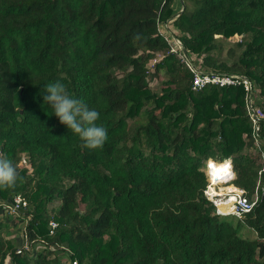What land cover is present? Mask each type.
Returning a JSON list of instances; mask_svg holds the SVG:
<instances>
[{"label": "trees", "instance_id": "1", "mask_svg": "<svg viewBox=\"0 0 264 264\" xmlns=\"http://www.w3.org/2000/svg\"><path fill=\"white\" fill-rule=\"evenodd\" d=\"M174 38L201 70L247 77L264 110V0H0V152L19 176L0 201L22 195L25 241L44 245L19 252L0 221V264H64L59 253L71 264H264V170L246 91H193ZM57 80L100 113L102 149L82 148L44 104ZM212 158L232 159L249 199L257 191L242 218L206 198ZM242 224L256 239L240 237Z\"/></svg>", "mask_w": 264, "mask_h": 264}, {"label": "built area", "instance_id": "2", "mask_svg": "<svg viewBox=\"0 0 264 264\" xmlns=\"http://www.w3.org/2000/svg\"><path fill=\"white\" fill-rule=\"evenodd\" d=\"M167 23L164 25L166 26ZM174 44L177 47H172L171 52L178 53L180 56H184L180 47V42L174 38ZM186 58V57H184ZM189 62V67L193 72L192 90L197 92L203 90L208 86L227 87V86H243L246 91V109L248 112V118L252 127V138L254 150L261 166V172L264 170V137L261 135V124L264 122V110L256 104L254 97L253 83L244 76L235 74H221L214 72H206L196 67L190 59L186 58ZM230 163V169L222 171L223 174L217 175L211 168V164H215L217 167H221L223 164ZM204 172L207 177V188L205 190L206 198L216 207L218 214L221 216H233L236 218H242L244 215L250 213L259 200L257 191L255 195L249 199L247 192L234 185L236 179V172L232 159L220 162L217 158L208 159L205 162ZM260 172V173H261ZM260 185V181L258 186ZM258 190V187H257ZM224 206V211L221 210V205ZM28 206L27 200L22 195H17L10 203L0 202V208L8 213L20 215L23 210ZM50 235H53L54 231L58 227L55 221H50ZM25 237V236H24ZM21 250H28V245H22ZM77 264V262H73Z\"/></svg>", "mask_w": 264, "mask_h": 264}, {"label": "clouds", "instance_id": "3", "mask_svg": "<svg viewBox=\"0 0 264 264\" xmlns=\"http://www.w3.org/2000/svg\"><path fill=\"white\" fill-rule=\"evenodd\" d=\"M44 104L50 105L61 125L66 126L82 141L81 147L102 149L108 140V130L97 122L100 113L79 98L71 95L59 80L48 83L43 89ZM19 180L17 166L0 152V190L14 189Z\"/></svg>", "mask_w": 264, "mask_h": 264}, {"label": "rangeland", "instance_id": "4", "mask_svg": "<svg viewBox=\"0 0 264 264\" xmlns=\"http://www.w3.org/2000/svg\"><path fill=\"white\" fill-rule=\"evenodd\" d=\"M160 32L163 33L164 36L169 38L172 35L171 33H173V30L170 27V23H167L166 26H161ZM234 38H236V41L240 40L239 36H235ZM236 41L233 40V42H236ZM154 63H151L150 66L153 67L152 64H154ZM161 81L162 80H160V79L159 80L151 79V87L153 88L154 91H156V92L161 91V89L163 87ZM23 162H24V158H23ZM23 165H24V163H23ZM0 202H2V201H0ZM57 206L58 205H56V204H52V205H50L49 208L57 207ZM15 216H16V218H15ZM5 217H6V219H5ZM13 217L15 218V221L13 223H9L13 220ZM228 218L232 219L231 220L232 224L237 223L238 218L237 219L232 218V217H228ZM29 219H30V216H28V215L24 216V211L20 215L17 216L15 214L8 213L7 211L5 212V211H3L2 208H0V221H1V223L3 222L7 226L5 229H3L2 233L4 234V236H6V238H8L11 242H13L16 247L22 248V245L23 244L25 245V243H26V241H25L26 239H25L24 235H25L26 225H27V222L29 221ZM242 225L243 226L239 229L240 237H242L244 239H248V240L256 239V237H257L256 234L250 228L246 227L244 224H242ZM43 247H44L43 243H37L36 246H34V247H31L30 245H28V250H24V251L28 252L30 254V256H36L39 249H41ZM59 256L62 259V262L64 264H71V262L68 259V256L66 254L59 253Z\"/></svg>", "mask_w": 264, "mask_h": 264}, {"label": "bare ground", "instance_id": "5", "mask_svg": "<svg viewBox=\"0 0 264 264\" xmlns=\"http://www.w3.org/2000/svg\"><path fill=\"white\" fill-rule=\"evenodd\" d=\"M230 163L227 162V164H223L221 167H217L215 164H211V168L213 169L214 172H216L217 175L223 174V170L226 171V169H230ZM228 206L227 204H222L221 205V210L224 211L225 209L223 207ZM227 208V207H226Z\"/></svg>", "mask_w": 264, "mask_h": 264}, {"label": "water", "instance_id": "6", "mask_svg": "<svg viewBox=\"0 0 264 264\" xmlns=\"http://www.w3.org/2000/svg\"><path fill=\"white\" fill-rule=\"evenodd\" d=\"M183 9H184V7H183ZM233 40L236 41V38H233ZM180 47H181V50H182V53H183L184 57L188 58V56L186 54V51H185V49L183 48V46L181 44H180Z\"/></svg>", "mask_w": 264, "mask_h": 264}, {"label": "crops", "instance_id": "7", "mask_svg": "<svg viewBox=\"0 0 264 264\" xmlns=\"http://www.w3.org/2000/svg\"><path fill=\"white\" fill-rule=\"evenodd\" d=\"M15 218H16V216H15ZM15 218L13 217V220L11 222H9V223H13L15 221ZM5 219H6V217H5Z\"/></svg>", "mask_w": 264, "mask_h": 264}]
</instances>
